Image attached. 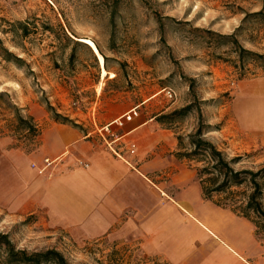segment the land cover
<instances>
[{
	"label": "rangeland",
	"instance_id": "1",
	"mask_svg": "<svg viewBox=\"0 0 264 264\" xmlns=\"http://www.w3.org/2000/svg\"><path fill=\"white\" fill-rule=\"evenodd\" d=\"M110 5L111 0H0V92L6 94L0 97V182L17 157L35 149L38 140L23 141L13 106L39 129L47 118L55 122L57 114L102 139V127L135 107L141 116L157 121L193 103L189 111L171 118L172 123L157 122L175 139L181 136L186 146L200 113L203 125L210 126L203 137L228 161L237 159L231 165L235 171L264 170V144L235 135L230 113L241 82L264 73L253 61L240 69L233 46L205 32L234 33L240 46L264 55V19L244 20L247 14L264 13V0H120L114 25ZM155 13L174 20L163 19L162 36ZM66 36L96 42L107 58V72L115 77L102 79L90 47L83 42L76 46ZM163 89L175 97L166 98ZM116 127L111 125L109 133L102 129L103 136L111 138ZM185 162L196 170L195 163ZM262 175L257 180L264 210ZM251 192L245 176L241 185L213 194L212 200L234 204L238 211ZM0 196V233L17 249H55L69 264H167L137 248L105 240L79 242L50 232L38 216L11 210L8 194ZM249 220L261 223L252 211ZM258 238L264 245V228Z\"/></svg>",
	"mask_w": 264,
	"mask_h": 264
},
{
	"label": "crops",
	"instance_id": "2",
	"mask_svg": "<svg viewBox=\"0 0 264 264\" xmlns=\"http://www.w3.org/2000/svg\"><path fill=\"white\" fill-rule=\"evenodd\" d=\"M137 109L102 127L103 140L47 118L0 195L74 241L105 240L167 264H264L254 224L204 198L193 166L174 156L175 137ZM230 113L235 135L264 144V74L241 82ZM111 125L118 132L106 138Z\"/></svg>",
	"mask_w": 264,
	"mask_h": 264
},
{
	"label": "trees",
	"instance_id": "3",
	"mask_svg": "<svg viewBox=\"0 0 264 264\" xmlns=\"http://www.w3.org/2000/svg\"><path fill=\"white\" fill-rule=\"evenodd\" d=\"M120 7V0H111V5L109 7V21L112 25H114L115 17L119 13ZM155 18L159 25V30L161 32V36L163 33V19L172 21L174 20L170 17H161L159 14L155 13ZM259 18L264 19V13L262 11H258L252 14H247L244 17V20L247 17ZM48 31L51 30L50 27L47 28ZM197 31H203L199 28H196ZM208 35L217 38L222 43H230L233 46V50L237 54V60L239 63V68L244 69L246 64L249 61H253L257 64V66L262 70L264 73V55L258 54L255 52H251L246 50L242 46H240L238 40L235 38V34L230 35H220L218 33L212 32L210 30L205 31ZM66 38L71 41L74 45H81V41H73L68 36ZM95 43V46L98 52L104 59V67L106 71H108L106 66L107 58L102 53L99 45ZM85 45V44H84ZM89 47V46H87ZM91 49V48H90ZM72 57V56H71ZM96 56L94 55V58ZM192 84V82H191ZM191 91L193 89L192 85ZM6 96L5 93L0 92V97ZM16 111L15 121H16V128H20L22 131V139L26 141V143L30 142L31 139H38L41 134V129H39L36 125L33 124L31 117H23L19 113V109L13 106ZM49 110L51 109L48 107ZM193 108V103L189 104L185 108L174 111L172 114L162 115L157 118V121L161 124L163 123H172L171 118L176 115H183L187 111ZM55 122L60 123H67L71 126L77 128L70 120H66L65 118L55 114L53 116ZM208 128L210 126H204L202 123V116L199 113L198 115V126L195 131L188 136V143L185 146L183 144V139L181 136H176L177 140V147L176 151L174 152V156L177 160L181 161H188L195 163L196 166V177L199 181L203 197L206 199H212L213 194L224 193L230 191L232 186H239L241 185L244 180L245 176L248 177L249 183L252 186V192L248 195L247 201L245 205L241 208V210L235 209L233 206L234 204L226 205L220 204L218 205L228 207L232 211L236 212L237 214L249 219V212L252 211L257 218L261 221L260 225L254 223L257 228V238H258V231L264 228V210L262 208L260 198L262 196L261 193V186L258 183L257 178L264 172V170H260L257 172H253L250 170H242V171H235L232 168V164L237 159H232L228 161L224 154L216 148V146L211 143L209 140L205 139L203 136L205 134L204 128ZM38 143H36L37 145ZM35 145V146H36ZM199 165V166H198ZM261 177H264L263 175ZM237 202H235L236 205ZM260 238V237H259ZM258 238V239H259ZM0 264H69L65 259L64 255L55 250V249H47L44 251H33L27 252L23 249H17L14 244L10 241L7 234L0 233Z\"/></svg>",
	"mask_w": 264,
	"mask_h": 264
},
{
	"label": "bare ground",
	"instance_id": "4",
	"mask_svg": "<svg viewBox=\"0 0 264 264\" xmlns=\"http://www.w3.org/2000/svg\"><path fill=\"white\" fill-rule=\"evenodd\" d=\"M79 41L85 43L86 45H88L91 50L97 55V59H98V62L100 64V67H101V78L104 79L105 77H107L109 75V78H113L115 77V74L114 73H108L104 67V59L103 57L101 56V54L98 52L96 46H95V43L93 42V40L89 39V38H79L78 39Z\"/></svg>",
	"mask_w": 264,
	"mask_h": 264
},
{
	"label": "built area",
	"instance_id": "5",
	"mask_svg": "<svg viewBox=\"0 0 264 264\" xmlns=\"http://www.w3.org/2000/svg\"><path fill=\"white\" fill-rule=\"evenodd\" d=\"M163 92H164V96L166 98H168V99H172V98L175 97L174 92H172L171 90L163 89ZM132 113L135 114V111L133 110ZM130 118H131V115L125 117L126 120H130ZM123 121H124V119L122 117L115 120V122H116V124L118 126H121L123 124ZM106 128L108 129V126H106ZM106 128H105V131L107 132V129Z\"/></svg>",
	"mask_w": 264,
	"mask_h": 264
},
{
	"label": "water",
	"instance_id": "6",
	"mask_svg": "<svg viewBox=\"0 0 264 264\" xmlns=\"http://www.w3.org/2000/svg\"><path fill=\"white\" fill-rule=\"evenodd\" d=\"M95 56L97 57V55L95 54Z\"/></svg>",
	"mask_w": 264,
	"mask_h": 264
}]
</instances>
